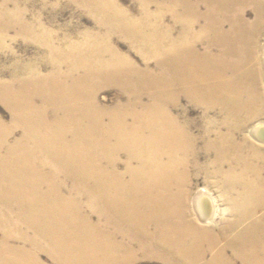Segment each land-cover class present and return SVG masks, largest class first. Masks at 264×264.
I'll use <instances>...</instances> for the list:
<instances>
[{
	"label": "bare ground",
	"instance_id": "bare-ground-1",
	"mask_svg": "<svg viewBox=\"0 0 264 264\" xmlns=\"http://www.w3.org/2000/svg\"><path fill=\"white\" fill-rule=\"evenodd\" d=\"M77 1L64 46L0 3L49 68L0 81V264H264V0Z\"/></svg>",
	"mask_w": 264,
	"mask_h": 264
},
{
	"label": "rangeland",
	"instance_id": "rangeland-1",
	"mask_svg": "<svg viewBox=\"0 0 264 264\" xmlns=\"http://www.w3.org/2000/svg\"><path fill=\"white\" fill-rule=\"evenodd\" d=\"M2 1L7 2L4 6L6 10L18 9L23 11V14L26 15L29 22H32L39 17L47 30L52 33L54 39L56 40V42L55 40L54 42L57 46H64L66 42L80 41L86 31H92V33L99 34V28L95 24L94 18H92L88 12L81 5H79V3H77V0H0L1 4L4 3ZM119 2L124 7L133 9H135L138 5V3L134 0H119ZM159 2H156L155 4H159ZM155 4H152L151 6L152 11L163 10L162 6L158 7ZM134 14L136 13L134 12ZM101 29H103L105 33V29ZM17 31V29L12 28L11 30H8V32L6 31L5 35L0 36V81L10 80L13 76V71L15 69L14 65L16 63H27L33 59L42 71L47 72L49 70L48 66L43 65L47 55L46 50L29 39L25 40L24 37L21 36L20 32ZM112 40L121 52L129 55L138 64L142 63L141 59H139L138 56L131 51L129 43L120 35H114ZM260 54L263 65L262 67L264 69V36L261 39ZM262 83L264 87V78ZM119 93L120 92L116 88L111 87L101 90L98 98L100 103L105 106H110L120 98ZM183 103L185 102L183 101ZM2 104L3 103L0 102V117L5 122H9L10 112L4 104ZM203 187L208 186L202 175L197 179L194 178L192 181L191 199L194 197L196 192ZM208 190L211 197H216L218 195L217 191H213L210 188ZM223 208V205L221 206V204H219L217 211L219 212L223 210ZM196 220H198V218ZM1 237L2 231L0 230V239ZM41 260L45 263H49L45 255L41 256ZM134 264L164 263L156 260L146 261L144 258H141V260H137Z\"/></svg>",
	"mask_w": 264,
	"mask_h": 264
}]
</instances>
